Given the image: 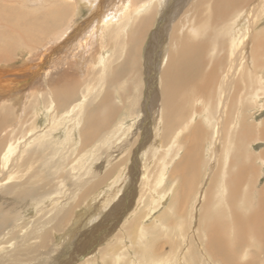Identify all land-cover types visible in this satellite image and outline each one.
Instances as JSON below:
<instances>
[{
    "label": "rangeland",
    "instance_id": "obj_1",
    "mask_svg": "<svg viewBox=\"0 0 264 264\" xmlns=\"http://www.w3.org/2000/svg\"><path fill=\"white\" fill-rule=\"evenodd\" d=\"M63 1L0 0V50L5 46H14L15 41L21 38L10 31V37L3 35L4 31L9 30L8 22L13 20L8 21L10 17H17L21 27L25 29L27 22L35 25L47 18V11H57L59 14H51L50 17H56L55 20L46 19L52 23L35 32L36 38H41L42 44L39 47L31 46V41H28L23 43L25 47L15 45L5 58L0 56V61L10 62L9 64L17 67L23 64L27 56L30 57L31 52L37 56L52 48L57 50L55 54L51 51L45 57L47 60L43 69H48V74L45 76L42 92L37 91L36 96V90L28 92L24 98L25 105L22 102L19 104L21 109L17 107V103L6 101L3 98L5 95L0 94V107L9 108L6 110L8 114L3 115L0 140L7 145L18 141L15 150L8 157V168L2 170L0 167V204L10 199L6 195L10 187L12 197L24 187L32 190V197L27 198L26 202L22 199L16 203L17 206L7 210L14 215L0 234V238L4 235L0 239V257H7V262L12 264H264L260 243L254 244L252 239L243 253L240 252L242 248L239 249V244L244 245L245 242L235 235L237 230L231 215L234 211L235 214L245 213L247 208L241 204L234 207V210H229L225 202L227 192L220 199V191L225 179H228L226 177L237 170L235 165H229L235 152L242 154L246 151L251 155L247 163L250 164L251 161L255 169V173L251 175H256L251 178L257 180L254 181L257 189L264 185V160L260 158L264 152V141L259 138L264 126V66L255 65L251 55L253 38L264 30L263 0H254L253 4L251 0L234 7L235 11L228 17L230 21L224 22V26L221 24V29H211L210 26L205 28L204 36L207 35L209 40L203 57L205 67L209 65L206 72L213 78L208 77L202 81V85H197L191 98L189 95L182 100L180 96L176 97L177 100L171 106L167 87L162 85L161 80L165 77L169 57L173 51H178H172L173 40L181 45L183 41L193 42L201 38L202 33L193 27L199 25V19L207 18L209 4L215 0H154L150 5L145 4L144 10L142 8L139 12L135 7L142 0H94L92 6L79 5L76 0ZM66 2L74 4L76 8L68 7ZM148 9L153 12L151 27L145 34L142 47L140 45L135 50V56L138 57L135 61L141 69L137 64L133 66V61L128 64H132V68H128L122 65V61L136 48L130 38L133 37L130 36L132 34L128 36L131 31L128 29L136 25L139 19L149 15ZM62 10L66 13L60 16ZM110 10L115 11L112 13L113 17L105 19ZM125 14L126 18L122 19ZM123 20L130 22L126 23V27L130 24L128 28H125ZM55 21L57 22L54 23ZM114 28L116 34L113 33ZM103 31L105 33L102 34ZM122 32H126L124 37L127 40L121 36ZM99 36L104 37H100L102 42ZM128 44L130 49L127 48ZM57 45L59 49L55 47ZM71 45L75 47L72 48ZM102 46L104 49H100ZM23 48L27 52L24 51L20 57ZM216 63L220 64L219 68L215 67ZM43 69L39 76L44 74ZM149 69H153L155 73L152 80L149 78ZM213 70L215 72L212 75ZM61 73L66 76L59 80L57 76ZM135 73L141 75H137V78L141 77L140 80L136 79ZM69 89L73 91V99H66L64 103L62 96L71 92ZM198 91H203L204 94ZM179 93L182 94V91ZM102 99L113 113V122L90 143L95 146L89 143L84 146L82 132L87 130L84 122L86 112L94 104L103 102ZM174 105H179L180 108L176 106V111ZM1 111L0 108V113ZM174 117H178V120ZM244 125L252 129L251 140L244 141L246 144L243 142L239 147L230 144V140H234L231 133L235 136ZM70 132L76 133L73 136ZM230 135L232 139H229ZM75 137L76 140L80 138L81 142L76 141ZM228 144L231 146L227 148ZM10 172L9 178L7 174ZM89 173H95L94 177L97 179L91 178L93 176ZM184 173L187 178L183 183ZM95 184L100 188L97 186L96 189ZM248 186L245 187L246 190L250 188ZM210 187L213 189L208 195ZM104 188L117 189L116 195H106L100 214H95L93 220L88 218L84 227L70 232L69 225L73 218L87 210V202L94 195L104 193ZM252 190L254 189L249 191ZM108 196L110 199L107 201ZM208 197L211 200L204 206ZM75 205L78 207L73 217L65 221L64 213ZM249 207L246 214L252 211L255 204ZM86 216L83 215L81 219ZM212 221L215 223L214 231L220 236L218 238L215 235L211 238L208 236L207 231L211 229ZM43 222L47 224L43 227V232L49 231L50 237L45 240L47 243L43 247H37L36 239H28L26 235ZM225 223H228L227 227ZM209 245L217 251H220L221 246L228 247L229 260L222 261L218 254L210 252ZM27 251H30L28 257L31 259L24 261L22 255Z\"/></svg>",
    "mask_w": 264,
    "mask_h": 264
},
{
    "label": "bare ground",
    "instance_id": "obj_2",
    "mask_svg": "<svg viewBox=\"0 0 264 264\" xmlns=\"http://www.w3.org/2000/svg\"><path fill=\"white\" fill-rule=\"evenodd\" d=\"M63 1V0H62ZM101 1V0H100ZM103 1V0H102ZM124 1V0H123ZM153 1L154 0H142V1H140V2H138L137 4H140L138 7H135V9H137L138 10V12H139V10L141 9V11H142V8H143V10H144V7H145V4H148V5H150L151 3H153ZM248 1H251V0H215V1H213L212 3H210L209 4V13H208V15H207V18L206 19H199L198 20V26H194L193 28L194 29H196V30H198L199 32H201L202 33V37L201 38H197L198 40H196V41H190V42H188V41H183V42H181V45H180V43L179 42H177V40H175L174 38V46H173V48H172V51H173V49L174 50H178L176 53H174V51H173V53H172V55H171V57H169V61H168V64H167V68L165 69V77L161 80L162 81V85L163 84H165V87H167V94H168V100H170V106L173 104V101L175 102L177 99H176V97H178V96H180L179 98L182 100V98H184L185 96H187L188 97V95L190 96H192L193 95V93L194 92H196V89H197V85H199V84H201L202 83V81H204V80H206V79H208V77H209V74H207V72H206V67L208 66V68H209V65H206V67H205V61H204V57H203V55H204V52H205V48L207 47V45H208V40L209 39H207L206 38V36L207 35H205L204 36V34H205V32H204V30H205V28L207 27V26H210L211 27V29H215L216 30V28L218 27V29H221L222 27H220L221 26V24L223 25V23L225 22L226 23V21H228L229 20V16L235 11V9H234V7H236V6H240L241 5V3L243 4V3H246V2H248ZM64 2V1H63ZM75 2H77L79 5L80 4H82V5H85V6H89V5H91V4H93V2H94V0H76ZM126 2H128V1H126ZM146 2V3H145ZM206 2V1H205ZM253 2H254V0L252 1V4H253ZM125 3V2H124ZM207 3V2H206ZM262 3V5H264V0L261 2ZM65 4H67L68 5V7L69 6H71L72 8H76L75 7V5L74 4H71V3H65ZM70 4V5H69ZM76 4V3H75ZM95 4H97V3H95ZM101 4V3H100ZM212 4V5H211ZM250 4V3H249ZM66 5V6H67ZM77 5V4H76ZM103 5V4H102ZM101 5V6H102ZM124 5V4H123ZM122 5V6H123ZM65 6V7H66ZM92 6V5H91ZM99 6V5H98ZM147 6V5H146ZM244 7L246 6V5H243ZM118 7V6H117ZM116 7V8H117ZM247 7H248V5H247ZM1 8V7H0ZM64 8V7H63ZM100 8V7H99ZM98 8V9H99ZM120 8V7H119ZM261 8V7H260ZM260 8H257V9H260ZM89 9V8H88ZM96 9H97V7H96ZM122 9V8H121ZM120 9V10H121ZM208 9V8H207ZM263 9V8H262ZM117 10H119L118 8H117ZM124 11V10H123ZM136 11V10H135ZM148 11H149V9H148ZM4 12H5V10H4ZM76 12V11H75ZM93 12V11H92ZM97 12V11H96ZM113 12H115L114 10L112 11V10H110V13L108 14V16H106V18L105 19H108V18H110V17H113V15H112V13ZM118 12V11H117ZM121 12V11H120ZM133 12V11H132ZM138 12H136V13H138ZM150 12V11H149ZM173 12V11H172ZM65 11H63L62 10V12L60 13V16H62V14H64L65 15ZM131 13V12H130ZM135 13V14H136ZM152 11L149 13V15L147 14L146 15V17L144 18V19H139V22L136 24V25H134V26H132L131 27V29H128V31L129 30H131L129 33H128V36H129V34H132V35H130V36H133V37H130L131 38V40H132V42H133V45L136 47L135 49H133V48H131V50L133 49V52H132V54H128V52L126 53V54H128L127 56H125L124 57V59H126V60H124L123 59V63L124 64H122V65H125V66H127L128 68H132V64H131V66H128V64H129V62L131 61V63H132V61H133V66L135 65L136 66V64L138 65V63L136 62L137 60H136V57L137 56H135V50L138 48L139 49V46L141 45V47H142V43H143V40H144V37H145V34L147 33V30H148V28L149 27H151V19H152ZM46 14L48 15V17L47 16H45V17H47V18H45V19H43V20H41V22L40 23H35V25H34V23H28L27 22V24H26V28L25 29H23L22 27H21V24L19 23V21H18V18L17 17H10L9 19H8V21L10 20V19H12L13 18V20L11 21V22H8V24H7V27L9 28V30H7V32H5L4 31V34L3 35H5V36H8V37H10L11 35L9 34L10 32H14V33H16L18 36H20L21 38L20 39H18V40H16L15 41V43H14V46L15 45H20V46H22V47H25L24 45H23V43H27L28 41H31V46H34V47H39L42 43L40 42V40H41V38H36V35H35V32L36 31H40V30H42L44 27L46 28V26H49L50 25V23H52V22H50V21H47L46 19H50V20H52L54 17L52 16V17H50V15L51 14H55V15H59L58 14V12L57 11H54V12H46ZM45 14V15H46ZM99 14V13H98ZM114 14V13H113ZM130 15V14H129ZM10 16V15H9ZM12 16V15H11ZM44 16V15H43ZM69 16V15H68ZM75 15H73V17H74ZM105 16V15H104ZM126 16H127V14H125L124 16H123V18L122 19H124V18H126ZM131 16V15H130ZM130 16H128V17H130ZM136 16V15H135ZM138 16H139V14H138ZM50 17V18H49ZM90 17V16H89ZM93 17H96V15L94 16L93 15ZM108 17V18H107ZM122 17V16H121ZM42 18H44V17H42ZM52 18V19H51ZM56 18V17H55ZM55 18L53 19V20H55ZM103 18V17H102ZM104 19V20H105ZM112 19V18H111ZM130 19H131V17H130ZM263 19V18H262ZM44 20H46V21H44ZM92 20V19H91ZM118 20V19H117ZM240 20L241 19H239V21L238 22H240ZM1 21V20H0ZM95 21V20H94ZM98 21V20H97ZM109 21V20H108ZM107 21V22H108ZM124 21V20H123ZM128 21V20H127ZM130 21H132V20H130ZM230 21V20H229ZM57 21H55L54 23H56ZM100 22V21H99ZM105 22V21H104ZM103 22V23H104ZM106 22V23H107ZM118 22H120V19L118 20ZM53 23V24H54ZM59 23V22H58ZM94 23V22H93ZM106 23H105V25H106ZM116 23V22H115ZM124 23V25H125V28H128V26L130 25V24H128V26L126 27V23H130L129 21L128 22H126V21H124L123 22ZM133 22H131V24H132ZM228 23V22H227ZM4 24H6V23H4ZM109 24V22L107 23V25ZM110 24H112V23H110ZM33 25H34V28H33ZM91 25H93V24H91ZM90 25V26H91ZM115 25H117V24H115ZM124 25L122 26L123 27V29H124ZM133 25V24H132ZM54 26V25H53ZM55 26H57L56 24H55ZM89 26V27H90ZM94 26H97L96 24L94 25ZM94 26H93V28H94ZM109 26V25H108ZM108 26H106V27H108ZM111 26V25H110ZM118 26L120 27V25L118 24ZM224 26V25H223ZM102 27V26H101ZM220 27V28H219ZM49 28V27H48ZM52 28V27H51ZM109 28V27H108ZM226 28V27H225ZM228 28H229V26H228ZM89 29V28H88ZM120 29H121V27H120ZM91 30V29H90ZM89 30V32H91ZM114 30H115V28H114ZM114 30H113V33H115L116 34V30H115V32H114ZM122 30V29H121ZM10 31V32H9ZM212 32H213V30H211ZM123 32H124V30H123ZM122 32V33H123ZM103 33H105L104 31L102 32V34ZM159 33V32H158ZM208 33H211V32H208ZM207 33V34H208ZM214 33V32H213ZM216 33V32H215ZM214 33V34H215ZM1 34V33H0ZM101 34V35H102ZM112 34V33H111ZM126 34V32L125 33H123L121 36L123 37V38H125L124 37V35ZM216 34H218V33H216ZM222 34V33H221ZM96 35V34H95ZM99 35V34H98ZM113 35V34H112ZM120 35V34H119ZM72 36V35H71ZM88 36V35H87ZM114 36V35H113ZM121 36H120V38H121ZM127 36V37H128ZM200 36V35H199ZM218 36V35H217ZM1 37V36H0ZM73 37V36H72ZM100 37H103V36H99V40H100ZM116 37V36H115ZM98 38V37H97ZM104 38V37H103ZM106 38V37H105ZM119 38V37H118ZM119 38V39H120ZM123 38H121V39H123ZM164 38H165V36H164ZM171 38H172V36H171ZM170 38V39H171ZM176 38V37H175ZM126 39V38H125ZM167 39H168V36H167ZM167 39H165V40H167ZM193 39V38H192ZM127 40V39H126ZM130 40V39H129ZM164 40V41H165ZM169 40V39H168ZM189 40V39H188ZM194 40V39H193ZM0 41H2V38L0 39ZM97 41V40H96ZM95 41V42H96ZM101 41V40H100ZM99 41V42H100ZM103 41V40H102ZM101 41V42H102ZM104 41H106V40H104ZM121 41V40H120ZM123 41L124 42H126L124 39H123ZM160 41V40H159ZM172 41V40H171ZM109 42H111V40L109 39ZM19 43H21V44H19ZM104 43V42H103ZM106 43V42H105ZM112 43V42H111ZM149 43H151V42H149ZM165 43V42H164ZM2 43H0V47L2 46L1 45ZM29 44V43H28ZM73 44H75V43H73ZM121 44H122V42H121ZM127 44V43H126ZM132 44V43H131ZM100 45V44H99ZM107 45V44H106ZM122 45H124V44H122ZM129 45V44H128ZM13 45H9V46H5L4 47V45H3V47L4 48H2L1 50H0V56H2L1 58H5V56L7 55H9V52L12 50V48L14 47ZM28 46V45H27ZM74 46V45H73ZM82 46V45H81ZM101 46V45H100ZM108 46V45H107ZM134 46H131V47H134ZM171 46V45H170ZM169 45H168V47H170ZM30 47V46H29ZM57 49H59V46L57 45V46H55ZM71 47H72V45H71ZM75 47V46H74ZM74 47H72V48H74ZM140 47V48H141ZM178 47V48H177ZM81 48V47H80ZM85 48V47H84ZM83 48V49H84ZM98 48H99V46H98ZM101 48H103L104 49V47L102 46V47H100V49ZM105 48H107L106 46H105ZM126 48V47H125ZM128 49H130V45H129V47H127ZM156 48H158V46H156ZM161 48V47H160ZM175 48H177V49H175ZM252 52H251V55H253V58H254V60H255V65L257 64L258 66H260V67H262V66H264V30L262 31V33L260 34V35H258V36H255L254 38H253V42H252ZM53 49V50H52ZM51 49V51H52V53H56L55 51H57V50H55V48H52ZM83 49L81 50V51H83ZM100 49H98V50H100ZM121 50H124L123 48H120ZM127 49V50H128ZM162 49H165V48H162ZM168 49V48H167ZM4 50V51H3ZM21 50H23L19 55H20V57H22V54H23V52L24 51H26L27 52V50L26 49H21ZM50 50V49H49ZM85 50V49H84ZM126 50V51H127ZM3 51V52H2ZM6 51V52H5ZM51 51H48V50H46L45 52H43L42 53V55H37L36 56V54L35 55H33L32 54V52L30 53L31 55H29L30 57H26L25 58V61H23V64L22 65H19V66H17V67H15V66H12L11 64H9L10 62H3V61H0V94H4L5 95V97H3L6 101H9V100H11L12 102H14V103H17V107L18 108H20V106H19V104H21V102H22V104L23 105H25V96H26V94L29 92H31L32 90H36V93H35V96H36V94H38L37 93V91H39V92H42V85L43 86H45L44 85V81H45V79H46V77L45 76H47V74H48V72H47V70L48 69H43V67L45 66V63H46V56L51 52ZM67 51V50H66ZM92 51H94V50H92ZM105 51V50H104ZM108 51V50H107ZM125 51V52H126ZM161 51V50H160ZM2 52V53H1ZM30 52V51H29ZM59 52V51H58ZM58 52H57V54H58ZM95 52V51H94ZM98 52V51H97ZM123 52V51H122ZM129 52H131V51H129ZM149 52V51H148ZM151 52V51H150ZM73 53V52H72ZM100 53H101V51H100ZM160 53V52H159ZM171 53V52H170ZM103 54V53H102ZM115 54V53H114ZM120 54H121V52H120ZM137 54V53H136ZM161 54H162V52H161ZM173 54H175V55H173ZM73 55V54H72ZM139 55V54H138ZM154 55V54H153ZM152 55V56H153ZM106 56V55H105ZM108 56V55H107ZM106 56V57H107ZM167 56V55H166ZM128 57H130V58H128ZM132 57V58H131ZM163 57V56H162ZM62 58V57H61ZM80 58V57H79ZM85 58V57H84ZM138 58V57H137ZM164 58V57H163ZM163 58H162V60H163ZM82 59V58H81ZM98 59V58H97ZM103 59V58H102ZM105 59V58H104ZM150 59H152V58H150ZM58 60V59H57ZM64 60V59H63ZM83 60V59H82ZM136 60V61H135ZM99 61V60H98ZM159 61V60H158ZM216 61H219V60H216ZM59 62V61H58ZM85 62V61H84ZM156 62V61H155ZM220 62V61H219ZM97 63V62H96ZM104 63V62H103ZM141 64V63H140ZM150 64H152V63H150ZM99 65V64H98ZM103 65H105V64H103ZM103 65H101V66H103ZM157 65V64H156ZM165 65V64H164ZM254 65V66H255ZM107 66V65H106ZM141 66V65H140ZM150 66V65H149ZM151 66H153V65H151ZM218 66H220V64L218 63H216L215 64V67H217V68H219ZM138 67H139V65H138ZM134 68V67H133ZM140 68V67H139ZM158 68V67H157ZM216 68V69H217ZM41 69H43L45 72H44V74H42V75H40L39 76V74H40V72H41ZM57 70H58V68H56ZM136 70H137V68H135ZM141 69V68H140ZM215 69V70H216ZM132 70V69H131ZM131 70H129V74H130V72H131ZM150 70V69H149ZM215 70H213V73H212V75L214 74V72H215ZM208 71V70H207ZM47 72V73H46ZM128 72V71H127ZM138 72H141V71H139V69H138ZM212 72V71H211ZM150 77L149 78H151V80L152 79H154V70L153 69H151L150 70ZM134 74V73H133ZM136 74V73H135ZM149 74V73H148ZM68 75H69V73H68ZM76 75V74H75ZM131 76H132V74H130ZM138 73L136 74V79H141V77L140 78H137L138 76ZM66 76V74L65 73H61L60 75H58L57 76V79H59V80H61V78L62 77H65ZM141 76V75H140ZM50 77V76H49ZM35 78V79H34ZM53 78H56L55 76H53ZM210 78V77H209ZM211 78H213L212 76H211ZM210 78V79H211ZM57 79H56V81H57ZM150 80V81H151ZM34 81V82H33ZM142 81V80H141ZM208 81V80H207ZM33 82V84L31 85V83ZM47 82V81H46ZM65 82H68V81H65ZM84 82V81H83ZM140 82V81H139ZM152 83L151 84H153V81H151ZM90 83V82H89ZM135 83V82H134ZM142 83V82H141ZM209 83H210V81H209ZM212 83H214V80H213V82ZM150 84V85H151ZM203 84V83H202ZM201 84V85H202ZM205 84V83H204ZM218 84V83H217ZM216 84V85H217ZM206 85V84H205ZM88 86V85H87ZM214 86V85H213ZM212 86V87H213ZM57 87V86H56ZM165 87H163V88H165ZM240 87V86H239ZM245 87V86H244ZM130 88V87H129ZM206 88V90L207 89H209L208 87H205ZM59 90V89H58ZM70 90V89H69ZM73 90V89H72ZM75 90V89H74ZM199 90H201V89H199ZM210 90V89H209ZM216 90V89H215ZM65 91V90H64ZM71 91V90H70ZM182 91V94L181 93H179V92H181ZM66 92V91H65ZM198 92H202V94H204L203 93V91H198ZM207 92V91H206ZM33 93V92H32ZM55 93V92H54ZM72 93H73V91H71V92H68V93H64V95L62 96V98H64L65 100H63L62 102H64V101H66V99H73L72 98ZM146 93V92H145ZM215 93V92H214ZM34 94V93H33ZM88 94H90V93H88ZM152 94H153V92H152ZM166 94V93H165ZM51 95V94H50ZM56 95V94H55ZM62 95V94H61ZM99 95V94H98ZM148 95V94H147ZM215 95V94H214ZM59 96V95H58ZM191 96H190V98H191ZM208 96V95H207ZM29 97V96H28ZM136 97V96H135ZM193 97H195V96H193ZM197 97V96H196ZM78 98H80V97H78ZM106 98V97H105ZM129 99V98H128ZM149 99V98H148ZM214 99V98H213ZM254 99V98H253ZM77 100L78 99H76V102H77ZM100 100V99H99ZM103 100V102H102V104H100V103H96V104H94L93 105V107L91 106L88 110H87V112H86V117H85V120H84V122H85V125H86V128H87V130L86 131H83L82 132V134H83V139H84V146L86 145V144H90L92 141H93V139H95L102 131H103V129H106V127H109V125L108 124H110V123H112L113 121V113L111 112V110L109 111L108 109L109 108H107V105H105L104 104V99H102ZM53 101V100H52ZM69 101V100H68ZM129 101V100H128ZM134 101V100H133ZM208 101V100H207ZM58 102H60V100H58ZM81 102V101H80ZM87 102V101H86ZM108 102V101H107ZM130 102V101H129ZM165 102V101H164ZM65 103V102H64ZM67 103V102H66ZM69 103L70 102H68V105H69ZM74 103V102H73ZM90 103V102H89ZM166 103V102H165ZM55 104V103H54ZM103 104H104V108L102 107L103 106ZM177 104H179V103H177ZM73 105V104H72ZM80 105V104H79ZM115 104H113V106H114ZM55 106V105H54ZM65 106V105H64ZM95 106V107H94ZM126 106V105H125ZM146 106V105H145ZM175 106V105H174ZM177 106V108H178V106L179 105H176ZM176 106L174 107L175 108V110L177 111V108H176ZM57 107V106H56ZM67 107H69V106H67ZM67 107H65V108H67ZM1 108V113H0V126L2 125V123H3V119H4V117H3V115L4 114H8L7 113V111L6 110H9V108L7 107V106H3V107H0ZM23 108V107H22ZM102 108H103V111H102ZM173 108V109H174ZM179 108H180V106H179ZM21 109V108H20ZM161 109V108H160ZM58 110V109H57ZM65 110V109H64ZM69 110V109H68ZM127 110V109H126ZM70 111H71V109H70ZM114 111V110H113ZM119 111V110H118ZM173 111V110H172ZM116 112V111H115ZM135 113V112H134ZM168 113V112H167ZM170 113H171V111H170ZM176 113V112H175ZM82 114V113H81ZM68 115V114H67ZM66 115V116H67ZM134 115V114H133ZM74 116V115H73ZM76 117V116H75ZM78 117H81V116H78ZM77 117V118H78ZM179 117V116H178ZM178 117H177V119H175L176 117H174V119L175 120H178ZM73 118V117H72ZM167 118H169V116L167 117ZM223 118V117H222ZM229 118V117H228ZM227 118V119H228ZM5 119H6V117H5ZM74 119V118H73ZM173 119V118H172ZM181 119V118H180ZM179 119V120H180ZM226 119V118H225ZM224 119V120H225ZM226 119V121H229V120H227ZM71 120V119H70ZM154 120V119H153ZM223 120V121H224ZM8 121V120H7ZM69 121V120H68ZM79 121H81V120H79ZM112 121V122H111ZM157 121V120H156ZM76 122H77V120H76ZM75 122V123H76ZM152 122V121H151ZM159 122V121H158ZM81 123V122H80ZM125 123V122H124ZM74 124V123H73ZM128 124V123H127ZM153 124V123H152ZM157 124V122H155V124H154V126ZM159 124V123H158ZM174 124V123H173ZM225 124V123H224ZM9 125H10V123H9ZM78 125V124H77ZM77 125H75V126H77ZM79 125H81V124H79ZM167 125V124H166ZM185 125V124H184ZM226 125V124H225ZM224 125V126H225ZM153 126V127H154ZM157 126V125H156ZM155 126V127H156ZM170 126V125H169ZM198 126V125H197ZM79 127V126H78ZM120 126H118V128H119ZM200 127H203V125L202 126H200ZM69 128H70V126H69ZM242 129H240V130H238L237 131V134L234 136V134L233 133H231V135H233V142H232V140H230V144H233V145H235L236 147H239L240 145H243L245 142L244 141H249V140H251V138H252V135H251V127H248L247 125H244V126H242L241 127ZM76 129V128H75ZM80 130H81V126H80V128H79ZM78 129V130H79ZM124 129V128H123ZM123 129H121V130H123ZM156 129H157V127H156ZM9 130V129H8ZM85 130V129H84ZM204 130V129H203ZM67 131V130H66ZM71 131V130H70ZM75 131V130H74ZM117 131V130H116ZM206 131V130H205ZM164 132V131H163ZM199 132H201L200 130H199ZM72 132H70V134H71ZM73 133H76V132H73ZM72 133V134H73ZM140 133V132H139ZM205 132H203V134H204ZM234 133H236V132H234ZM71 134V135H72ZM79 134V133H78ZM106 134V133H105ZM136 134V133H135ZM152 134V133H151ZM165 134H166V132H165ZM203 134H202V136H203ZM198 135V134H197ZM229 136V139H230V137H231V139H232V136ZM19 136V138H20V135H18ZM73 136H74V134H73ZM103 136V135H102ZM104 136H106V135H104ZM103 136V137H104ZM67 137V136H66ZM65 137V138H66ZM78 137V136H77ZM192 137V136H191ZM71 138V137H70ZM164 138V140H165V137H163ZM194 138V137H193ZM199 138H201V137H199ZM259 138L261 139V140H263L264 141V126L262 127V129H261V131H260V136H259ZM67 139H69V138H67ZM73 139H74V137H73ZM156 139V138H155ZM65 140V139H64ZM75 140H76V137H75ZM73 141V140H72ZM76 141H80V138H79V140L77 139ZM99 141V140H98ZM163 141V140H162ZM81 142V141H80ZM101 142V141H100ZM106 141H104V143H105ZM244 142V143H243ZM99 143V142H98ZM103 143V144H104ZM164 143V142H163ZM18 144V141H16V144H13L12 142H10V143H8V145H7V143H5L4 144V142L3 141H1L0 140V160H2L1 161V163H0V167L2 168V170L5 168V170H6V168H8L7 167V162H8V157H9V155H11L12 153H13V151L15 150V146ZM36 144V143H35ZM47 144V143H46ZM73 144H75L74 142H73ZM82 144H83V142H82ZM127 144V143H126ZM153 144V143H152ZM151 144V145H152ZM230 144H228L227 145V148H228V146L230 145ZM246 144V143H245ZM37 145V144H36ZM91 145V144H90ZM92 145H94V144H92ZM91 145V146H92ZM106 145V144H105ZM6 146V147H5ZM57 146V145H56ZM80 146H81V144H80ZM95 146V145H94ZM142 146V145H141ZM231 146V145H230ZM246 146V145H245ZM103 147V146H102ZM55 148V147H54ZM89 148V147H88ZM92 148V147H91ZM97 148V147H96ZM126 148V147H125ZM39 149H40V147H39ZM85 149V148H84ZM83 148H82V150H84ZM103 149H105V148H103ZM122 149V148H121ZM2 150H3V152H2ZM33 151V150H32ZM42 151V150H41ZM79 151H80V148H79ZM78 151V152H79ZM93 151V150H92ZM102 151V150H101ZM232 151V150H231ZM77 152V153H78ZM83 152V151H82ZM99 152V151H98ZM224 153H225V151H224ZM32 154V153H31ZM30 154V155H31ZM39 154V153H38ZM230 154V153H229ZM42 156V155H41ZM88 156V155H87ZM91 156V155H90ZM226 156V155H225ZM251 156V155H250ZM249 156V154L248 153H246V151H243L242 152V154L241 153H237L236 154V152H235V155L231 158V160H230V163H229V165H231V166H233V165H235L236 167H237V170L235 171V172H233V173H231L229 176H227L226 178H228L227 180L225 179V182H224V184H223V186H222V189H221V191H220V199H222L223 197H224V194H225V192H227V194H226V196H225V202H226V204L228 205V207H229V210L231 209V210H234V207H239L241 204H242V206H245V208H247V211H248V209L250 208L249 206H251V205H253V204H255V207L252 209V211L250 212H248L249 214H246V212L245 213H242V212H238V213H236L235 214V211H234V214L233 215H231V219H232V222L234 223L233 225H235V227H236V230H237V232L235 233V235L236 236H238V238L239 239H243V242H245V244L244 245H241V244H239V249H240V247L242 248V251H240L241 253H243V251L245 250V248H246V246H248L249 244H250V240H254L253 242H254V244H256V243H260V245H261V249L263 250V253H264V185L263 186H261L259 189H257L256 187H255V183H254V181H257V180H255V178L253 179V178H251V177H254V176H256L255 174H253V175H251V173H255V169L253 168V166H252V163H251V161H250V164H248L247 163V160H248V158L250 157ZM260 158H262L263 160H264V152H262L261 153V155H260ZM79 159V158H78ZM106 159V158H105ZM123 159V158H122ZM183 160V159H182ZM63 161V160H62ZM72 162V161H71ZM229 162V161H228ZM249 162V161H248ZM183 163H184V161H183ZM192 163V162H191ZM190 163V164H191ZM187 164V163H186ZM104 165V164H103ZM112 166V165H111ZM188 166V165H187ZM194 166V165H193ZM175 167L176 166H174V170H175ZM196 167V166H195ZM194 167V168H195ZM78 168V167H77ZM103 168V167H102ZM101 168V169H102ZM118 168V167H117ZM193 168V169H194ZM197 168V167H196ZM196 168H195V170H196ZM29 169V168H28ZM97 169V168H96ZM110 169V168H109ZM190 169H192V168H190ZM105 170H106V168H105ZM162 170V169H161ZM183 170H185L184 169V167H183ZM9 171H11V170H9ZM86 171H87V169H86ZM116 171V170H115ZM191 172H193V170H190ZM4 172V171H3ZM99 172V171H98ZM101 172V171H100ZM104 172V171H103ZM108 172V171H107ZM110 172V171H109ZM102 173V172H101ZM144 173H145V171H144ZM7 174V173H6ZM90 174V173H89ZM92 174V173H91ZM90 174V175H91ZM100 174V173H99ZM104 174V173H103ZM109 174V173H108ZM193 174V173H192ZM8 175V177L10 178L11 177V172L9 173V174H7ZM94 175H95V173H94ZM94 175H91V176H93V177H91V178H95L94 177ZM162 175V174H161ZM2 176V175H1ZM99 176H101V174L99 175ZM98 176V177H99ZM105 176H106V173H105ZM174 176H176V175H174ZM179 176V175H178ZM183 176V183H184V180L186 181V173H184V175H182ZM107 177H109V176H107ZM106 177V178H107ZM246 177H248V178H246ZM100 179H101V177H99ZM103 178V177H102ZM172 178V177H171ZM95 179H97V177L95 178ZM95 179H92V180H94L95 181ZM105 179V178H104ZM178 180H179V178H177ZM248 179V180H247ZM1 180V179H0ZM61 180V179H60ZM169 180V179H168ZM215 180H217V177H216V179ZM91 181V180H90ZM98 181H100L99 179H98ZM97 181V182H98ZM110 181V180H109ZM246 181H247V183H246ZM182 182V181H181ZM227 182V183H226ZM92 183V182H91ZM182 183V184H183ZM246 183V184H245ZM254 183V184H253ZM98 184H99V182H98ZM178 184V183H177ZM179 184H181L180 182H179ZM96 185V184H95ZM113 185V184H112ZM139 185V184H138ZM245 185V186H244ZM249 185V186H248ZM36 186V185H35ZM97 186H99V185H96V189L98 188ZM178 186V185H177ZM246 186H248V187H250V188H247V190L245 189V187ZM101 187H102V185H101ZM108 187H110V186H108ZM107 187V188H108ZM256 189H255V188ZM92 188V187H91ZM99 188H100V186H99ZM111 188V187H110ZM116 188V187H115ZM115 188H112V189H110V190H105L106 188H104L103 189V191H104V193H102V194H98V195H94V197H92L91 198V200H89L88 202H87V210H84V212L82 213V214H79L78 216H76L75 218H73V220L71 221V223L70 222H68V223H70V225H69V227H70V229H69V231L71 232V231H74L75 229H78V228H82V227H84V223H86V221L88 220V218H90L91 220H93L94 218V216H95V214H97V215H99L100 214V211H102L101 210V207L104 205V203H105V200H106V195H109L110 197L112 196H114V195H116V192H117V189H115ZM182 188V187H181ZM180 189V188H179ZM212 189H213V187H210L209 188V192H208V195H209V193L210 192H212ZM216 189V188H215ZM251 189H254V190H252L251 192L249 191V190H251ZM10 190H11V187L9 188V192L8 193H6V195H8V197H10V199H7V200H5L2 204H0V234H1V232H3V228H5L6 226H8L9 224H10V222L12 221V217H13V215L12 214H10L7 210H10V208H12V207H14V206H17L16 205V203H18L20 200H22V199H24L25 200V202H26V199L27 198H29V197H32V190H31V188H25L24 187V189H21L18 193H17V195H15V196H13L12 197V195L10 194ZM50 191V190H49ZM90 191V190H89ZM97 191V190H96ZM180 191V190H179ZM178 191V192H179ZM93 192V191H92ZM95 192V191H94ZM93 192V193H94ZM131 192V191H130ZM12 193V192H11ZM100 195V196H99ZM102 195H104L105 197H103ZM126 195H127V193H126ZM215 195V194H214ZM217 195V194H216ZM86 196V195H85ZM85 196H84V198H85ZM108 196V199H107V201L110 199V197ZM34 197V196H33ZM180 197V196H179ZM99 198H101V199H99ZM81 199V198H80ZM83 199V198H82ZM120 199V198H119ZM118 199V200H119ZM158 199V198H157ZM181 199V198H180ZM28 200V199H27ZM210 197H208V200H207V203L206 204H204V206H207L208 204H209V202H210ZM107 201H106V203H107ZM179 201V200H178ZM182 201V200H181ZM78 202H80V200L78 201ZM77 202V203H78ZM154 202H155V200H154ZM127 203V202H126ZM79 204H81V203H79ZM78 205V204H77ZM77 205H75V206H71L67 211H66V213H64L65 215L63 216V218L65 219V221H69L70 220V218H72L73 217V215H74V213H75V211H76V209H77ZM175 205V204H174ZM225 206V205H224ZM203 209H205V207L203 208ZM222 209V208H221ZM205 210H207V209H205ZM250 210V209H249ZM221 211V210H220ZM65 212V211H64ZM86 212H88V214H85ZM222 212V211H221ZM232 212V211H231ZM76 215V214H75ZM83 215H87L86 217H84V219H81L82 217H83ZM204 215V214H203ZM126 216H128V215H126ZM131 216V215H130ZM224 217V216H223ZM63 219V220H64ZM164 219V218H163ZM213 219V218H212ZM230 219V218H229ZM130 220V219H129ZM211 220V219H210ZM219 221V220H218ZM221 221V220H220ZM209 222V221H208ZM215 222H217V221H215ZM226 222V221H225ZM222 223V222H221ZM87 224V223H86ZM215 223H214V221H212L211 222V225H210V228L211 229H209V231H207L208 232V236L211 238V237H213L214 235L216 236V238H218V237H220V236H218V234H217V232L216 231H214V229H213V226H215L214 225ZM228 223H225L224 225L226 226ZM45 225H47L46 224V222H43V223H41L40 225H38V226H36V227H34L27 235H26V238H28V239H31L32 237H34L35 239H36V246L37 247H40V246H44L45 245V243H47V242H45V240L48 238V237H50V235H49V231H46L45 230V232H43V227L45 226ZM219 226V225H218ZM220 226H222L221 224H220ZM227 227V226H226ZM50 228V227H49ZM72 228V229H71ZM232 228V227H231ZM48 229V228H47ZM14 231V230H13ZM12 231V232H13ZM224 231V230H223ZM234 231V230H233ZM15 232V231H14ZM7 233H9V232H7ZM222 233V232H221ZM38 234V235H37ZM223 234V233H222ZM225 234V233H224ZM233 234V233H232ZM207 235V234H206ZM207 236V237H208ZM226 237V236H225ZM234 237V236H233ZM1 238H4V235L1 237ZM0 238V239H1ZM227 238V237H226ZM209 239V238H208ZM234 239V238H233ZM239 239H237V240H239ZM229 240V239H228ZM232 241H234V240H232ZM236 241V240H235ZM247 241H248V243H247ZM211 242V241H210ZM239 242V241H238ZM241 242H242V240H241ZM231 243V242H230ZM235 243H237V242H235ZM229 244V243H228ZM227 244V245H228ZM238 244V243H237ZM243 244V243H242ZM251 244H253V243H251ZM231 245H232V243H231ZM2 246V245H1ZM151 247H152V245H151ZM220 247V246H219ZM238 247V246H237ZM153 248V247H152ZM235 248V247H234ZM209 250H210V252H212V253H215V254H218L219 255V257H221V259H222V261H228L229 259H228V254L230 253V251H229V253H228V247L227 248H225V246H221V248H220V251H217V250H215L214 248H213V246L212 245H209ZM232 252V251H231ZM30 254V251H27V253L25 254V255H22L23 256V260L24 261H29L31 258L30 257H28V255ZM159 255V254H158ZM231 255H233V253L231 254ZM2 256V255H1ZM20 257V256H19ZM239 257V256H238ZM15 258V257H14ZM260 258V257H259ZM263 258V257H262ZM257 259V258H256ZM19 260H21V259H19ZM8 261V258L7 257H4V256H2V258L0 257V264H12L11 262H7ZM256 261V260H255ZM20 264H24V263H20ZM26 264H29V263H26Z\"/></svg>",
    "mask_w": 264,
    "mask_h": 264
}]
</instances>
